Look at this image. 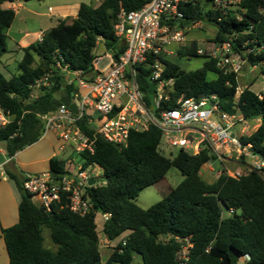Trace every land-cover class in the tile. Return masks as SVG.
Masks as SVG:
<instances>
[{"label":"trees","instance_id":"16d2710c","mask_svg":"<svg viewBox=\"0 0 264 264\" xmlns=\"http://www.w3.org/2000/svg\"><path fill=\"white\" fill-rule=\"evenodd\" d=\"M19 1L0 0V61L7 52L8 32L16 12L8 6ZM150 0H102L100 6L82 4L76 18H65L48 29L43 38L23 49L17 72L10 78L0 73V108L11 116V123L0 129V146L8 157H14L35 144L44 135L42 115L56 112L63 104L71 105L75 85L56 68L58 61L92 82L97 75L95 61L100 43L106 53L121 56L126 43L115 33L121 9L129 13ZM209 1L182 4L185 20L180 24L206 21L217 28L216 42L230 43L232 50L252 67L259 66L264 77V0H244L236 10L210 7ZM198 46H183L177 55L183 58L203 57L202 68L191 71L163 58V76L174 79L175 93L165 107H174L180 96L201 99L216 96L220 108L240 113L247 120L260 119L258 128L242 138L252 143L253 151L264 161V93L246 87L237 97L238 75L218 66V59L198 55ZM251 50L250 52H247ZM138 81L143 93L151 98L155 92L147 79L149 71L138 68ZM51 72L50 86H41L38 98L32 100V85ZM79 126L89 135L95 130L86 119ZM162 132L151 126L146 131L132 130L125 147L95 138L94 153H83L82 167L98 166L104 184L90 188L92 212L80 216L63 207L46 212L21 188L23 176L8 164L5 173L15 180L21 193L17 224L1 230L9 264H133L140 255L142 264H177V254L187 240L193 245L190 264H238L249 254V264H264V176L251 171L235 179L225 170L215 182L201 175L203 167L214 162L209 149L198 155L180 150L173 158L159 151ZM171 167H176L184 180L154 206L142 209L136 204L140 192L163 181ZM50 172L61 176L70 173L67 162L51 159ZM234 210V215L225 214ZM109 213L103 235L114 241L128 233L103 259L100 250L97 214ZM48 228L56 250L44 246L42 230Z\"/></svg>","mask_w":264,"mask_h":264},{"label":"built area","instance_id":"2783aa9c","mask_svg":"<svg viewBox=\"0 0 264 264\" xmlns=\"http://www.w3.org/2000/svg\"><path fill=\"white\" fill-rule=\"evenodd\" d=\"M198 1L150 0L140 9L129 13L121 9L115 33L125 41L126 51L118 59L110 53L100 55L95 61L97 75L92 82L85 81L80 72L70 70L69 64L62 66L64 60L58 61L55 67L61 70L65 78L67 76L69 85L77 87L73 92L72 104H76L78 113L74 114L70 105L63 104L56 112L42 115L44 136L56 133L61 141L60 152L68 148L72 154H78L82 161L83 153H94L97 136L123 148L127 145L132 130L146 131L155 126L162 132L160 145L163 143L170 149L185 150L191 155H198L202 150L209 149L216 158L210 164L230 160L242 163L245 168L226 170L235 179L251 171L264 176V161L254 153L252 143L242 144V138L251 134L252 120H247L240 113L223 111L213 95L201 99L180 96L174 107L164 106L170 102L175 89L174 79L163 76V58L170 59L175 54L173 48L178 49L186 42L187 25H180L185 20L181 5L195 4ZM208 1L211 7L226 10L238 8L244 0ZM221 46L224 57L221 61L218 60V66L226 72L240 74L242 65L235 63L233 59V56L239 54L233 53L230 43ZM198 53L201 54L200 51ZM104 57L109 63L104 69L98 70L97 66ZM140 67L149 71L147 79L155 88L149 100L138 81ZM52 77L53 74L49 72L30 87L32 100L38 98L33 91L36 88L39 90L41 86H50ZM241 92L238 90L237 99ZM259 95L262 99L261 94ZM83 119L95 130L93 136L79 126ZM10 123V114L0 108V129ZM81 161L74 171L72 166L75 164L70 160V173L61 176L50 171L27 174L21 188L46 212H51L55 207H65L80 216L90 214L93 205L89 189L104 182L99 180L100 175L95 172V168L99 169L98 166L83 168ZM91 179L97 181L93 186L89 183ZM225 214L232 216L235 211L230 209ZM101 216L106 221L110 214ZM192 248L193 245L185 240L177 254V264H190ZM250 261L251 256L246 254L238 264H249Z\"/></svg>","mask_w":264,"mask_h":264},{"label":"rangeland","instance_id":"374dc122","mask_svg":"<svg viewBox=\"0 0 264 264\" xmlns=\"http://www.w3.org/2000/svg\"><path fill=\"white\" fill-rule=\"evenodd\" d=\"M200 1L204 2L208 0H200ZM37 2L38 1H32L29 3H37ZM227 3L228 1L226 2V4ZM208 5L211 7L210 4ZM232 9L236 10L235 7ZM48 25L50 24L44 23L43 20L39 21L30 15L27 16L26 12L18 14L17 17H15L12 28L10 29L13 35L9 34V38L7 39V52L5 53L2 61H0V73H2L6 78H10L11 75L17 72L18 63L21 60V55H17V53L14 51L16 49V45L11 40V38H13V36H16V34L19 33L20 31L24 32L25 30L31 32H36V31L40 32L41 30L42 33H45L46 31H44V29L46 27H49ZM216 33H217L216 26L206 21L198 22L196 24L193 23L188 24L185 31L186 42L180 47L192 46L194 43H196L198 46L197 48L198 51L201 52V54L198 53V55L211 56L221 61L224 57V51L221 44L216 42L215 39ZM180 47H178V49ZM173 51L175 54L171 56L170 59L181 65L186 70L196 71L202 68L204 65L205 59L203 57L181 58L179 57V55H177L176 52L177 49L173 48ZM96 55L97 57L100 56L97 53V51H96ZM233 59L235 63H239L240 65H242V70L240 74H237L238 82H239V91L241 92L243 91L244 88L250 87L252 91L262 95L264 93V77L262 76L260 67L250 66L247 61L243 60L239 56H235V57L233 56ZM108 63L109 60L106 57H104L103 60L99 62L97 69L98 70L104 69L105 67H107ZM33 93L39 95L40 89L38 90V88H36L33 91ZM91 113H93V111ZM251 124L252 126L250 133H253L257 127V121H252ZM159 151L163 154L164 157L167 158H173L178 153L177 149H170L163 143L159 146ZM80 161H81L80 156L78 154H75L74 155L75 165L72 166V170L74 171L77 170V166L80 165ZM242 162L244 161L242 160ZM221 166L222 168H220L219 170L221 172H223V170L226 171L227 169L236 171L240 168H245L242 163L241 164L235 163L234 160L225 161L221 163ZM95 172L99 173L100 175L99 180L103 181L102 169L95 168ZM204 178L207 181H209V183H212L214 181L213 178H209V177H204ZM183 180H184V176L181 174V172L176 167H171L163 181H160L155 185L149 186L140 192L139 196L136 198V204L142 209H148L154 206L159 201H162L163 198L170 192V190L178 187ZM96 224L98 226V236L102 241L104 239V235H103L104 220L101 214L97 215ZM49 231L50 230L48 228H44V230H42V235L44 238V246L47 249L55 251L56 246L53 244L50 238ZM126 234L121 235L118 239L112 241V245H116L120 241L124 240ZM106 250L108 249L102 248V253L104 256H106V253H109ZM141 259L142 258L140 255H135L133 259V264H142Z\"/></svg>","mask_w":264,"mask_h":264},{"label":"crops","instance_id":"0c3cea01","mask_svg":"<svg viewBox=\"0 0 264 264\" xmlns=\"http://www.w3.org/2000/svg\"><path fill=\"white\" fill-rule=\"evenodd\" d=\"M101 3L102 0H42L38 1L37 3L19 1L8 6V8L13 9L16 12L15 17H17V15L20 13L26 12L27 16L30 15L39 21L43 20L44 23L50 24L48 25L49 27L44 29V31H47L48 29L56 27L59 21L62 19L68 17L76 18L79 14L82 4H92L96 7L98 5L100 6ZM37 32L39 31H20L16 34V36L11 38V40L16 45V49L14 51L17 53V55H21V60L24 55L23 49L32 43L40 41L43 38L44 33H42L41 30V33ZM9 34L13 35L11 30L8 32V38ZM97 53L99 55L101 53L99 46ZM102 54L105 55L106 51L101 53V55ZM252 121H257V129L261 122L260 119H255ZM60 146L61 141L58 139L57 134L53 132L45 136L42 135V137L35 144L27 147L21 152H17L16 155L11 158L6 155L5 150L0 146V264H9L8 251L3 240L1 230L9 228L18 223V207L21 203V193L18 189V186L16 185L15 180L10 178L5 173L4 166L9 163L10 166L15 168L17 172L23 176V179L27 174H37L50 171L51 159L65 160L67 162L68 168H70L69 162L70 160L74 162L75 154H72L68 148L66 151L60 152ZM220 168H222L220 163H208L205 165V167H203L201 175L203 178H213V182H215L219 176V173L221 172L219 171ZM126 235H128V233ZM116 245H112V241L105 238V236L102 241L100 240L101 253L102 248H107L108 250L106 251L109 252L106 253V256H104L102 253L104 260L112 254Z\"/></svg>","mask_w":264,"mask_h":264},{"label":"water","instance_id":"95a60500","mask_svg":"<svg viewBox=\"0 0 264 264\" xmlns=\"http://www.w3.org/2000/svg\"><path fill=\"white\" fill-rule=\"evenodd\" d=\"M99 49L101 50V53L105 52V46H104V44H100L99 45ZM101 53H100V55H101ZM115 59H118V57L116 56ZM70 109L74 112V114H77L78 113V109H77L76 104H71L70 105ZM89 183H90V186H93V185H95L97 183V181L94 180V179H91V180H89Z\"/></svg>","mask_w":264,"mask_h":264}]
</instances>
